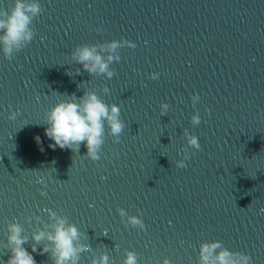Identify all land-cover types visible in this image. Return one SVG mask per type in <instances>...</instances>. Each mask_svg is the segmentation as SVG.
<instances>
[{
  "label": "water",
  "instance_id": "95a60500",
  "mask_svg": "<svg viewBox=\"0 0 264 264\" xmlns=\"http://www.w3.org/2000/svg\"><path fill=\"white\" fill-rule=\"evenodd\" d=\"M14 3L0 0V9ZM39 3L31 41L10 56L0 43V264L11 256L13 223L29 252L51 249L31 238L52 230L49 210L78 228L76 246H87L79 264L104 253L123 264L125 250L138 264H199L200 244L212 240L264 264V0ZM121 38L136 47L117 50L111 79L72 57L77 46L99 50ZM86 91L119 105L125 122L118 142L105 126L96 161L83 144L79 152L49 147L44 131L48 110ZM118 208L142 217L145 229L125 226ZM32 254L54 264L51 250Z\"/></svg>",
  "mask_w": 264,
  "mask_h": 264
},
{
  "label": "clouds",
  "instance_id": "9594fccd",
  "mask_svg": "<svg viewBox=\"0 0 264 264\" xmlns=\"http://www.w3.org/2000/svg\"><path fill=\"white\" fill-rule=\"evenodd\" d=\"M41 11L39 0H15L11 11L0 9V43L3 44L5 56H10L14 48H18L22 42L31 41L33 33L30 24L34 16ZM122 47L135 48L136 44L128 39L109 41L98 50L95 45H80L72 52V57L81 64L89 73H99L111 79L115 72L110 68L113 62L120 60L118 49ZM107 53V55H102ZM160 73L153 72L151 79H159ZM105 91H109L105 88ZM193 105L199 102V95L191 97ZM161 115L167 113L168 104H163ZM18 113H12L11 119H15ZM121 109L117 104L107 105L94 91H86L82 96H70L57 102L47 111L44 123L45 135L52 142L49 147L55 149H71L79 152L81 144L87 149L86 156L93 161L100 159V149L104 143L105 126L110 129V133L118 142L120 134L125 128V122L120 118ZM199 112L192 116L193 124H200ZM189 147L199 150L201 145L199 138L185 132ZM40 142V137H36ZM189 156L187 150L183 158L178 162L177 167H186V160ZM125 226H132L141 230L145 229L142 217L129 215L124 208L117 209ZM49 216L54 221L51 231L40 229L32 234V239L39 243L47 240L51 244L40 248L33 244L31 252L24 245L28 237L23 234V229L18 223L8 226V243L12 245L11 256L7 264H37L32 253L39 251L41 254L51 250L54 257V264H79V254L87 250L86 245L76 246L79 239V230L74 224H68L65 217L57 215L54 210H49ZM38 219V217H37ZM106 235V233H105ZM217 249H220L217 252ZM91 264H112L107 253L101 254L98 258H93ZM123 264H138V257L135 251L125 250ZM163 264H172L168 258L163 260ZM199 264H251V257L243 252L232 251L224 248L220 241L212 240L202 242L199 246Z\"/></svg>",
  "mask_w": 264,
  "mask_h": 264
}]
</instances>
